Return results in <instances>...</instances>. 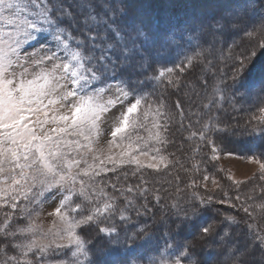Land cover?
<instances>
[{
    "label": "snow or ice",
    "instance_id": "1",
    "mask_svg": "<svg viewBox=\"0 0 264 264\" xmlns=\"http://www.w3.org/2000/svg\"><path fill=\"white\" fill-rule=\"evenodd\" d=\"M159 2L0 0V264H264V0ZM177 115L201 159L149 180ZM237 130L245 180L207 166Z\"/></svg>",
    "mask_w": 264,
    "mask_h": 264
},
{
    "label": "trees",
    "instance_id": "2",
    "mask_svg": "<svg viewBox=\"0 0 264 264\" xmlns=\"http://www.w3.org/2000/svg\"><path fill=\"white\" fill-rule=\"evenodd\" d=\"M70 2V3H69ZM68 4H73L74 0H67ZM159 11L164 10V0H160L159 2ZM166 9V8H165ZM161 14V12H160ZM161 16H164L162 13ZM164 18L162 17V24L164 23ZM195 73L189 72L187 76H185V81H195ZM189 89L187 87H182L179 93H175L172 96H165V100L168 103L174 102L177 98H180L182 101L184 100V93L188 91ZM171 92V89H169ZM195 99V97H193ZM237 106H242L241 111H234L233 106L230 103H224L223 105V110L221 111V120L223 123L227 124H243L244 121L248 118L249 115V107L250 105L253 104L252 100H246V101H240L237 100L236 102ZM184 109L187 111V104H184ZM252 111L255 110L253 107L251 109ZM232 117H236L235 120L232 119ZM194 119V118H193ZM185 125H187V121H185ZM188 135L187 131H180L179 130V116L177 115L176 117V122L172 125H170L169 133H168V139L170 141V144L166 148V153H171L173 155L169 156V159H171L175 163L173 167L169 169L168 172H161L160 174H157L153 171L151 172H146V176L149 180L152 181H165V180H174L176 175H179L181 177V180L187 181V177L182 170L183 168H190L193 163L196 161H199L201 159L200 155H195L193 156L192 148L196 146L197 141H188L186 139ZM224 143H223V152H231L233 154H238L242 156H247L251 153L248 152L249 146L252 144V141H250L248 135L243 132L242 130H237L235 133H225L224 134ZM256 143H259V141H256ZM203 151H208L210 155V150L209 149H203ZM207 163V162H206ZM212 164H216V162H211ZM208 169L212 166L211 164H208ZM205 167V164L201 165V169ZM129 173V181L128 183H131L135 185L138 183V180L136 178L131 177V168L127 169ZM122 175V173H121ZM152 188L157 187L158 185L154 182L149 185ZM167 187V185H164ZM183 187V184L181 185ZM202 194V193H201ZM149 199L151 200V194H149ZM226 208L227 206H223ZM223 211V208L221 209ZM235 214V213H233ZM240 215H243L241 213ZM157 216H159V212H157ZM239 219V216L237 217ZM165 229L163 226L160 227L159 231L162 233ZM234 234H239L240 229L235 228L233 229Z\"/></svg>",
    "mask_w": 264,
    "mask_h": 264
},
{
    "label": "rangeland",
    "instance_id": "3",
    "mask_svg": "<svg viewBox=\"0 0 264 264\" xmlns=\"http://www.w3.org/2000/svg\"><path fill=\"white\" fill-rule=\"evenodd\" d=\"M70 3V2H69ZM167 9L164 8V10L161 9V14L163 13L164 16V23H167L166 19V13ZM174 15L179 16V14L182 12V9L176 8L171 10ZM106 146V139L102 140L98 147H105ZM226 153L228 152H221L220 159L219 161H216L215 167H211L208 169L209 172H215L218 168L222 167L225 169V172L230 173L235 179H240V180H245L247 178H250L253 176V173L256 172V165L250 163L247 159L246 156L238 155V154H233L232 155H227ZM154 170L148 169L146 172H151ZM220 176L223 177L224 173H220ZM200 179L202 180V174L200 176ZM207 186L209 189L213 187L211 180L207 182ZM251 185H245L243 186L242 190L247 191L248 188H250ZM201 193L204 194L203 189H200ZM235 193H233L234 195ZM217 198H219V194H217ZM54 204L46 205L44 209L41 211V214L38 218V223L42 222L45 226H47L50 218L47 216V213L52 210L54 207ZM226 206V205H225Z\"/></svg>",
    "mask_w": 264,
    "mask_h": 264
}]
</instances>
